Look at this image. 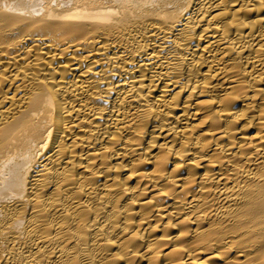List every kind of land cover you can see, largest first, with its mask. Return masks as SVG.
Returning <instances> with one entry per match:
<instances>
[{
  "label": "bare ground",
  "instance_id": "obj_1",
  "mask_svg": "<svg viewBox=\"0 0 264 264\" xmlns=\"http://www.w3.org/2000/svg\"><path fill=\"white\" fill-rule=\"evenodd\" d=\"M0 264H264V0H0Z\"/></svg>",
  "mask_w": 264,
  "mask_h": 264
}]
</instances>
